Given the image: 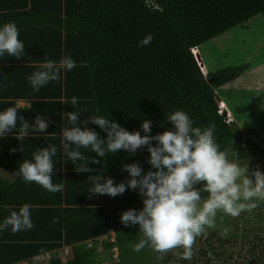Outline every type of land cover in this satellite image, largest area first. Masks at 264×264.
<instances>
[{"label": "trees", "instance_id": "trees-1", "mask_svg": "<svg viewBox=\"0 0 264 264\" xmlns=\"http://www.w3.org/2000/svg\"><path fill=\"white\" fill-rule=\"evenodd\" d=\"M257 15L264 17V0H0V22L16 20L19 39L51 41L56 46L53 59L70 56L75 60L76 67L62 72L61 77L69 98H79L80 109L86 107L90 114L115 120L129 131L139 130L141 135L145 134L141 127L144 120L152 121L149 134L156 135L173 127L167 120L170 113L183 110L194 126L203 129L215 124L216 142L228 152L230 160L248 154L264 159V147L245 138L236 122L228 123L216 111L220 101L216 88L240 75L247 66L215 71L207 67L208 74L204 75L192 48L199 49ZM147 35L153 40L141 46ZM98 131L102 139L107 138L100 127ZM246 132L264 143L258 128L250 127ZM53 139L62 155L61 138ZM243 141L249 150L242 147ZM237 147L246 150L238 152ZM81 151L89 160L98 158L101 163L89 164L92 173H78L65 155L66 166L75 171L65 177L57 174L59 184L67 183L66 197L58 193L46 200L54 206L32 210L31 219L37 225L33 235L0 234V264H33L34 257L36 262L46 253L52 256L37 264H95L87 240L117 230L122 225V212L142 209L138 190L128 189L116 197L93 196L87 191L93 186L89 175L102 171L119 184L129 179L122 170L126 163L138 161L145 172L149 170L150 153L146 148L131 156L120 151L106 158ZM255 211L264 222V204L259 202L252 212H242L239 217L219 213L216 227L197 238L190 261L179 258L183 249L161 254L150 247L152 264H264L263 231L251 222ZM54 217H59V223L52 222ZM225 228L229 235L221 238ZM63 245L73 246L78 255L61 260L57 251ZM115 247L116 240H109L105 251Z\"/></svg>", "mask_w": 264, "mask_h": 264}, {"label": "clouds", "instance_id": "clouds-1", "mask_svg": "<svg viewBox=\"0 0 264 264\" xmlns=\"http://www.w3.org/2000/svg\"><path fill=\"white\" fill-rule=\"evenodd\" d=\"M152 40L153 36L147 35L140 45L146 46ZM25 54L17 25L14 22L5 23L0 27V58L6 55L21 60ZM35 67L38 70L27 79L31 87L39 91L50 82L59 81L61 73L74 69L76 62L66 56L59 61L45 60ZM8 86L4 85L5 88ZM70 104L77 110L66 112L67 123L71 127L62 128L61 146L68 160L75 164L76 172L92 173L94 170L89 164L101 163L98 158L89 160L81 149L95 152L102 158L120 151L131 156L145 148L150 153L147 162L151 168L146 172L138 161L122 165V170L129 176L127 182L115 184L113 178L105 177L102 171L88 177L93 186L87 192L93 196L106 194L116 197L131 189L138 190L143 198L142 209L130 208L120 217L125 227L139 226L141 239L132 251L140 252L146 246L161 254L183 249L179 258L190 261L197 238L206 235L207 229L216 227L218 213L239 217L242 212H252L258 202L264 201V171L259 168L249 171L248 165L230 160L228 152L221 150L216 142L215 124L202 129L194 126L193 119L185 111L176 110L167 116L173 125L171 129L150 135L152 121L146 119L141 125L145 134L141 135L139 130L129 131L115 120L99 115H91L81 121V115L88 111L87 108H79L76 96L71 98ZM18 112L19 106H9L0 111V138L17 130L18 121L15 136L21 142L30 132L45 133L49 127V121L42 115H37L35 123L30 124ZM81 123L84 127L80 126ZM89 123L98 125L107 133V138L102 139L95 129L87 127ZM16 150L15 147L10 149L13 153ZM20 150L23 151L22 146ZM59 151L55 145L34 151L32 159L23 160L12 178L19 177L26 183H35L50 193L62 192L64 185L53 183L56 167L53 157ZM31 207L25 203L18 211L10 210V215L0 223V232L10 228L11 233L16 234L33 229ZM52 222L59 223V217H54ZM228 235L227 228L220 233L221 238ZM98 239L88 241L89 245L96 242L97 248L101 249Z\"/></svg>", "mask_w": 264, "mask_h": 264}, {"label": "crops", "instance_id": "crops-1", "mask_svg": "<svg viewBox=\"0 0 264 264\" xmlns=\"http://www.w3.org/2000/svg\"><path fill=\"white\" fill-rule=\"evenodd\" d=\"M13 22L15 23L16 20ZM1 23L5 22L2 21ZM27 39H20L23 41L26 49V54L21 60L6 55L0 58V111L9 106H19L18 114L22 115L30 124L35 123L37 115H42L49 121V127L45 133L30 132L21 142L15 136L19 128L18 121L17 130H13L6 137L0 138V179L2 180L0 181V223L10 215L9 210H17L25 203L32 206L30 210L32 214V210L54 206L51 202H46V200H51L56 194H61L63 199L66 197L64 189L62 192L47 195V191L35 183H26L19 177L12 178V174L16 172L23 160L32 159L34 151L49 145L57 146L56 139L53 138H61L64 126L71 127L67 123L66 112H71L75 109L70 104L71 98L66 94L64 76L59 81L50 82L39 91H35L31 87L27 77L38 70L35 66L48 59L54 61H58V59H53V57H56V46L53 42ZM5 84H9L10 86L5 88ZM222 100L224 101V99ZM61 101H68L69 103H61ZM225 102L227 109L231 112L233 121H235L236 118L233 117L232 109L229 103H227L228 101L226 100ZM91 115L93 114H90V112H83L81 121H84ZM80 126L84 127V124L81 123ZM87 127L95 129L98 133L100 132L98 131V125L89 123ZM20 146L23 147V151L20 150ZM13 147L17 149L14 153L10 151ZM53 160L56 161L53 183H59L56 179V177L58 178V173L65 177L66 174L75 172L72 168L66 166L64 152H62V155L58 152L57 156L53 157ZM61 162L62 164H60ZM74 165L70 162V166L75 167ZM62 184L64 187L67 186V183L63 182ZM68 186H71V184ZM63 207H66V204H63ZM35 225L31 230L21 231V236L28 237L36 233L35 228H37V225ZM10 232L11 229L9 228L8 231L0 232V234L8 235ZM20 234L18 233L17 235ZM97 238L88 239L87 242L97 240ZM65 246L74 249L71 245H63V247Z\"/></svg>", "mask_w": 264, "mask_h": 264}, {"label": "rangeland", "instance_id": "rangeland-1", "mask_svg": "<svg viewBox=\"0 0 264 264\" xmlns=\"http://www.w3.org/2000/svg\"><path fill=\"white\" fill-rule=\"evenodd\" d=\"M199 52L209 70L215 71L228 66L244 64L247 66L240 75L216 88V92L220 101L224 99L222 102L225 106V101H228L233 117L236 118L234 122L237 126L243 131L250 127H256L264 135V17L257 15L246 23L233 27L205 42L200 46ZM242 144H244L242 147L246 146L245 141ZM244 150L246 149L237 151L243 152ZM233 161L239 162L243 166L248 165L249 171L259 163V169L264 171V159L256 155L248 154L247 157L234 158ZM259 203L264 204V201ZM255 214L257 215L251 219V222L263 231L261 236L264 238V222H262L260 212L255 211ZM106 238L102 242L101 249L97 248L96 242L87 245L89 255L96 259L95 264H152L150 247L146 246L140 252L132 251L133 246L141 239L138 225L125 227L122 224L117 230H111ZM109 239L116 240V247L107 252L105 246ZM57 255L66 261L69 257L75 258L78 253L75 252V249L65 246L58 249ZM50 256L52 254L46 253L39 257V260L34 264L46 261Z\"/></svg>", "mask_w": 264, "mask_h": 264}, {"label": "built area", "instance_id": "built-area-1", "mask_svg": "<svg viewBox=\"0 0 264 264\" xmlns=\"http://www.w3.org/2000/svg\"><path fill=\"white\" fill-rule=\"evenodd\" d=\"M192 51H193V53L195 54V56H196V58L198 60V63L200 65V67H201V70H202L203 74L204 75H207L208 74L207 66L205 65L204 62L202 63V62L199 61L198 53L200 54V52L198 50V47H193L192 48ZM216 111H217V113L219 115L224 116L226 121H229L230 122L232 120L231 112L228 111L227 107L225 106V104L222 101H220V103H218V106L216 108ZM259 167H260V164H256L255 165V168L253 170H255V169L259 168ZM103 239H104L103 237H101V238L98 239L99 246H102ZM58 257L61 259L60 256H58ZM72 258L73 257H69V258H67L66 261H68L69 259H72ZM36 259H37V257H34L33 264H34V262H35ZM20 264H23V263H20Z\"/></svg>", "mask_w": 264, "mask_h": 264}, {"label": "water", "instance_id": "water-1", "mask_svg": "<svg viewBox=\"0 0 264 264\" xmlns=\"http://www.w3.org/2000/svg\"><path fill=\"white\" fill-rule=\"evenodd\" d=\"M199 61L203 63L201 55L198 53ZM243 136L249 140H252L258 144H261L262 147H264V143H262L258 138L254 137L253 135L247 133L246 131H243Z\"/></svg>", "mask_w": 264, "mask_h": 264}]
</instances>
